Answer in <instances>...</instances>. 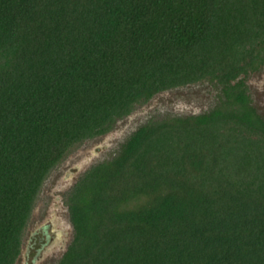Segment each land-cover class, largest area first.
<instances>
[{"label": "trees", "instance_id": "16d2710c", "mask_svg": "<svg viewBox=\"0 0 264 264\" xmlns=\"http://www.w3.org/2000/svg\"><path fill=\"white\" fill-rule=\"evenodd\" d=\"M264 0H0V264L71 148L208 80L210 111L150 122L68 199L57 264H264Z\"/></svg>", "mask_w": 264, "mask_h": 264}, {"label": "rangeland", "instance_id": "374dc122", "mask_svg": "<svg viewBox=\"0 0 264 264\" xmlns=\"http://www.w3.org/2000/svg\"><path fill=\"white\" fill-rule=\"evenodd\" d=\"M22 2L23 0H15ZM252 105L264 117V66L246 78ZM219 85L208 80L171 89L137 104L113 129L71 148L44 181L22 235L15 264H57L74 236L68 199L92 167L111 160L128 137L141 126L169 117H186L213 109L221 96Z\"/></svg>", "mask_w": 264, "mask_h": 264}]
</instances>
